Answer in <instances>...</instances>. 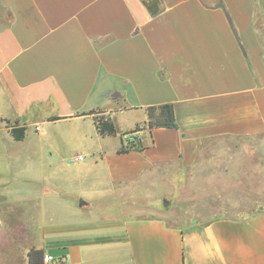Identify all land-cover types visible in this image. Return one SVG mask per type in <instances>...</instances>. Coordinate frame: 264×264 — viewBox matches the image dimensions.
I'll return each instance as SVG.
<instances>
[{
	"label": "crops",
	"instance_id": "1",
	"mask_svg": "<svg viewBox=\"0 0 264 264\" xmlns=\"http://www.w3.org/2000/svg\"><path fill=\"white\" fill-rule=\"evenodd\" d=\"M0 5L12 16L0 28V138L16 121L26 137L32 127L41 137L45 123H71L91 135L95 161L80 172L93 170L115 198L110 220L65 211L47 219L49 202L22 182L19 203L31 204L16 216L31 240L0 264H28L31 246L52 264H264V210L179 226L116 205L121 192L160 186L165 172L194 166L211 139L264 137V0H157L154 13L145 0ZM164 103L173 104L179 127L138 132L145 148L128 153H118L120 135L98 132L93 114L77 115L101 109L124 132L120 114L129 113L131 130L147 120V107Z\"/></svg>",
	"mask_w": 264,
	"mask_h": 264
},
{
	"label": "rangeland",
	"instance_id": "2",
	"mask_svg": "<svg viewBox=\"0 0 264 264\" xmlns=\"http://www.w3.org/2000/svg\"><path fill=\"white\" fill-rule=\"evenodd\" d=\"M11 17V11L0 5V28ZM127 114H120L124 120L118 126L128 131L134 121L125 119ZM44 130L45 135L39 137L32 127L22 141L12 140L10 132L0 138V261L4 253L18 257L31 240L16 216L20 210L25 215L31 204L30 198L19 203L24 194L20 192L22 182L27 190H40L41 201L53 207L48 209L47 219H63L65 211L70 218L110 220L114 196L111 198V193H105L104 187L97 184L102 180L94 177L93 170L80 172L95 161L87 141L91 135L85 138L79 129L63 121L45 123ZM114 140L117 138L110 141ZM263 144L264 137L211 139L201 148L194 166L165 172L160 186L135 187L128 196L121 192L123 203L116 205L126 214L162 217L167 224L179 226L215 217L253 215L264 210ZM111 145L112 142L107 143ZM80 154L85 159L76 161ZM81 201L89 205L82 206Z\"/></svg>",
	"mask_w": 264,
	"mask_h": 264
},
{
	"label": "trees",
	"instance_id": "3",
	"mask_svg": "<svg viewBox=\"0 0 264 264\" xmlns=\"http://www.w3.org/2000/svg\"><path fill=\"white\" fill-rule=\"evenodd\" d=\"M145 3L149 6L151 11L156 12L153 8L157 3V0H145ZM147 120L141 124H137L133 129L119 132L115 122L110 116L103 113L101 109H92L89 112L83 111L77 113V115H92L94 117L95 124L98 132L102 136H117L121 137V146L118 149V153H128L130 151H142L145 147L137 133L142 130H152L154 128H178V122L175 115V109L172 103H164L160 105H153L147 107ZM61 116H51L50 120H59ZM27 126L20 125L19 121H16L10 129V134L17 141H22L26 137ZM128 135V138L125 136ZM46 251L43 248L31 246L28 251V264H46L45 262Z\"/></svg>",
	"mask_w": 264,
	"mask_h": 264
},
{
	"label": "built area",
	"instance_id": "4",
	"mask_svg": "<svg viewBox=\"0 0 264 264\" xmlns=\"http://www.w3.org/2000/svg\"><path fill=\"white\" fill-rule=\"evenodd\" d=\"M84 158V156L83 155H78L76 158H75V160L76 161H79V160H82ZM56 259L53 257V256H51V255H49V254H46L45 255V262H46V264L47 263H52V262H54ZM59 261H61V259H59Z\"/></svg>",
	"mask_w": 264,
	"mask_h": 264
},
{
	"label": "water",
	"instance_id": "5",
	"mask_svg": "<svg viewBox=\"0 0 264 264\" xmlns=\"http://www.w3.org/2000/svg\"><path fill=\"white\" fill-rule=\"evenodd\" d=\"M165 201V203H167V201L166 200H164ZM85 202L84 201H81V205H83Z\"/></svg>",
	"mask_w": 264,
	"mask_h": 264
}]
</instances>
